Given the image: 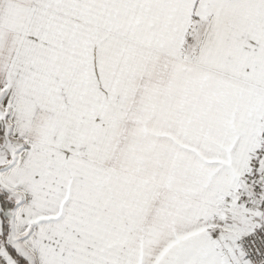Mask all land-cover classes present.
I'll return each instance as SVG.
<instances>
[{
    "label": "snow or ice",
    "instance_id": "6c2138e0",
    "mask_svg": "<svg viewBox=\"0 0 264 264\" xmlns=\"http://www.w3.org/2000/svg\"><path fill=\"white\" fill-rule=\"evenodd\" d=\"M0 264H264V0H0Z\"/></svg>",
    "mask_w": 264,
    "mask_h": 264
}]
</instances>
